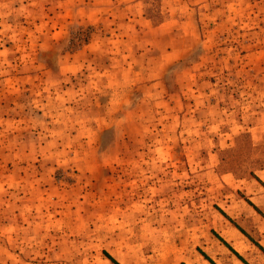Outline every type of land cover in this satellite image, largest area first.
I'll list each match as a JSON object with an SVG mask.
<instances>
[{"label": "rangeland", "instance_id": "obj_1", "mask_svg": "<svg viewBox=\"0 0 264 264\" xmlns=\"http://www.w3.org/2000/svg\"><path fill=\"white\" fill-rule=\"evenodd\" d=\"M264 0H0V264H186L264 175Z\"/></svg>", "mask_w": 264, "mask_h": 264}, {"label": "crops", "instance_id": "obj_2", "mask_svg": "<svg viewBox=\"0 0 264 264\" xmlns=\"http://www.w3.org/2000/svg\"><path fill=\"white\" fill-rule=\"evenodd\" d=\"M239 190L241 199L221 210L214 238L186 264H264V175L245 180Z\"/></svg>", "mask_w": 264, "mask_h": 264}, {"label": "trees", "instance_id": "obj_3", "mask_svg": "<svg viewBox=\"0 0 264 264\" xmlns=\"http://www.w3.org/2000/svg\"><path fill=\"white\" fill-rule=\"evenodd\" d=\"M202 254L203 255H205L203 252H202ZM113 263H115V264H118V262H116V260H114V258H112V256H110L109 254H105ZM205 257H206V255H205Z\"/></svg>", "mask_w": 264, "mask_h": 264}]
</instances>
